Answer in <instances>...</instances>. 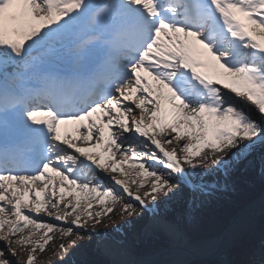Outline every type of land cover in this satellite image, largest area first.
Masks as SVG:
<instances>
[{"label":"snow or ice","instance_id":"snow-or-ice-1","mask_svg":"<svg viewBox=\"0 0 264 264\" xmlns=\"http://www.w3.org/2000/svg\"><path fill=\"white\" fill-rule=\"evenodd\" d=\"M262 121L264 0H0V239L9 247L30 243L35 233L10 237L32 226L46 230L31 250L43 252L50 233L68 237L89 221L94 229L123 196L128 216L149 198L171 199L207 174L201 167L264 150ZM182 140L183 155L163 147ZM117 154L140 170L135 193L115 176L123 196L99 181L97 170L124 175ZM49 209L61 224L37 218Z\"/></svg>","mask_w":264,"mask_h":264},{"label":"rangeland","instance_id":"rangeland-1","mask_svg":"<svg viewBox=\"0 0 264 264\" xmlns=\"http://www.w3.org/2000/svg\"><path fill=\"white\" fill-rule=\"evenodd\" d=\"M238 99L241 100V104H240L241 106L245 107L246 110L251 111L253 118L259 119L258 112L253 105L247 102L246 99L244 98H238ZM132 107L134 108L135 106L133 105ZM138 111L139 110H136L137 113ZM262 123H264V121H262ZM94 143L95 141L93 140L92 143L86 145V147L91 148L92 144ZM163 147L165 148V144H163ZM150 150L151 149L149 148L142 149V151L144 152H150ZM165 150L170 151L167 148ZM231 151H235V150L232 149L229 150V152L220 153L219 158L223 159L227 157ZM261 153H264V150H258L252 155H257ZM180 155L183 154L178 153V156ZM249 157L243 160L242 162H229V166L226 168L227 173H225L222 168H220L219 170H208L207 166L201 167L200 169L204 170L205 172L207 171V174L205 175L207 185L202 186L195 183L194 185L203 188L202 191L195 190L193 187H187V185H185L183 189L179 190L178 194L172 196L171 199L165 200L163 196H158L157 200L154 202L155 206L149 198L145 201L147 205L146 209L148 210L147 213H145L143 209L137 206V211L135 215L128 216L127 214H122L121 209L123 208L124 203L127 201V197L123 196L121 192H117V195L123 196V198L119 201V203L115 204V211L112 215L103 217L101 223L97 225L94 229L92 225L90 226L86 225V229L78 230L74 228L73 235L65 237L63 240H59L58 243L54 241L55 244H53V251L51 252L49 245H47L43 252L37 250L35 253H32L31 250L34 247L32 243V245L28 248H26V246L24 248L23 246V250L19 254L13 256L11 254L13 248L8 247L7 244L4 242V240L0 239V251H4V256L0 257V260H7L9 264H26L28 256L30 254H33L35 256L34 264H87L89 257V252L87 250H89V247L92 246L94 249H101L102 252H104L103 251L104 248L98 242V235L100 236L103 235L110 240H116L118 242L129 244L128 245L129 249L132 251V253L135 256L138 257L148 255L160 249H166L170 245L169 239L166 238V236L165 237L161 236L159 232L149 228V222L152 214H151V210L148 207L151 206L155 209L157 213L163 214L165 217H170L175 207L178 206L183 207L185 203L188 202H191L192 204L196 205L197 203L203 204V203H207L208 201H214L222 205L223 203H228V200H232L235 204L234 206L237 207L238 209L240 208V210L238 211L239 213L247 205L250 204V203L248 204L245 203V200L250 198V193L249 191H246L244 197L237 196L232 191L226 174L232 175L240 172V170L247 165ZM81 159L84 158L81 157ZM144 160H145L144 162H146L147 164L150 165L153 164V166H156L157 168L159 167L161 168L160 165L156 164L148 157H146ZM198 162H199V158H197V160H194V163H198ZM181 166L186 171L189 170L188 165L182 164ZM97 171H98L99 181L104 183L107 182L108 184L107 188H111L115 192L116 190L113 187L114 182L111 181V176H115L117 179H119L120 177H124V175H120L119 173H111L108 175L107 172H101L99 170ZM213 171H220V174L214 176L212 175ZM151 182H152L151 180L150 181L144 180L145 185H150ZM49 189H51V186L49 187ZM145 190L147 189L146 188L141 189V194H143ZM224 190L228 191L230 195L225 194ZM132 192L133 193L136 192V187ZM261 194L262 192L260 193V195ZM91 203L96 204V201L92 200ZM101 210L102 208L100 209V211ZM141 213L143 214L141 215ZM263 217L264 215L263 216L257 215L252 219L249 230H247L245 233L240 234L235 239V241L227 248V251H225L226 257L223 260L226 261V259L228 260V258L232 256L230 255L232 249H234L235 246L239 245L243 238L244 240L247 237L250 238L249 240L250 242L249 244L251 245L250 253L251 250L258 249L259 242H261L262 239L264 238V230L262 231L256 230V227L259 226L260 221ZM47 222L52 223L51 221H47ZM228 225L229 223L222 221L217 216H213L210 221L205 222L203 224L202 221L200 223L199 222L192 223L193 233L191 235H188L183 230L182 231L184 232L185 235L188 236L190 242L197 243L200 242L201 240H206L221 235L225 231ZM76 232H80L82 236L81 239H77L75 234ZM154 239H160L161 242L156 243L154 242ZM73 241H75L74 246L72 245ZM61 244H64L65 248L67 249L66 252H62L60 250L59 246ZM12 247L15 248L14 245H12ZM105 257L112 264H114L110 257L106 255ZM252 261L253 258L250 257L243 264H253L251 263ZM154 264H163V261L161 262L159 261Z\"/></svg>","mask_w":264,"mask_h":264},{"label":"bare ground","instance_id":"bare-ground-1","mask_svg":"<svg viewBox=\"0 0 264 264\" xmlns=\"http://www.w3.org/2000/svg\"><path fill=\"white\" fill-rule=\"evenodd\" d=\"M239 104H241V100L235 98ZM70 127V126H69ZM63 128V126H62ZM167 135V132L165 133ZM157 139H160L157 137ZM184 141H173L172 144H165V149H169L172 151L173 149L177 150V154L180 153L179 149L183 145ZM146 157H143V161H145ZM117 163L120 165L121 170L124 173V177H120L125 181V183L129 186L130 190L133 191L136 187L135 184L132 183L133 180L139 182L141 177L139 175L140 170L138 168H132L128 165L129 162H122L119 154H117ZM105 163L110 164L111 160L108 159L107 155H105ZM146 166L151 168H155L158 171H162V167L157 168L156 166L147 164ZM155 164V163H154ZM159 165V164H158ZM161 169V170H160ZM186 171V170H185ZM109 175V173H108ZM147 181H152V178L144 179ZM105 188H107V182H101ZM189 185H194L192 181L189 182ZM187 185V187H191ZM112 186V185H111ZM116 190L115 193L121 192L118 186L113 185ZM51 191V189H49ZM122 193V192H121ZM142 195V194H141ZM71 196H68L65 200V203L72 200ZM128 199V198H127ZM91 211L97 212L100 211L101 206L93 204ZM63 203L60 205V208L63 209ZM110 205H105V207ZM87 207V203L82 199L80 209H78V213H82L83 210ZM27 213V209L24 210ZM52 212V215H49L46 212H41L38 215V219L43 221H51L53 224H61V222L56 221L55 214L56 211L49 209ZM33 216H36L35 213H31ZM77 213H73L72 217L68 218V222L63 226H70L72 219L75 217ZM151 218L149 222V228L155 230L160 233L161 236H166L169 239L170 245L166 249H160L154 251L145 256H135L132 251L129 249L127 243L118 242L116 240H110L103 235H98V242L102 245L103 253L110 257L114 264H154L156 262L163 261V264H190L195 261L197 258L201 259H212V258H221L224 259L226 257L225 251L227 248L235 241V239L242 233H245L249 230L251 226L252 219L257 215H264V192L257 198L255 201L247 205L243 210H241L234 218H232L229 222V225L226 227L225 231L216 237L209 238L206 240H201L197 243L190 242L187 235L179 229V227L175 224L170 223L166 219L162 218L157 212L151 211ZM82 215V221L85 219ZM94 221H89L87 225H92ZM106 224V223H104ZM76 229V228H75ZM86 229V227H85ZM79 230V229H78ZM7 231V227L5 229ZM45 229H41L39 232H35L32 226H29L24 230L23 233H19L17 236L10 237L11 240L15 241L20 237H28L30 233H35L31 236V242L26 245V248L30 247L33 243L35 246V242L43 235ZM4 233L0 232V236H3ZM52 236L51 242L48 244L50 248V252L53 251V244L55 242L58 243L59 240H63V234L59 231H53L50 233ZM33 241V242H32ZM55 241V242H54ZM4 242L8 245V242L4 240ZM65 242V241H64ZM12 245L15 246L12 247ZM10 248H13L16 254H19L23 250V246L18 244H11ZM25 248V246H24ZM259 250V249H258ZM225 261V260H223ZM227 261V259H226ZM225 261V262H226Z\"/></svg>","mask_w":264,"mask_h":264},{"label":"trees","instance_id":"trees-1","mask_svg":"<svg viewBox=\"0 0 264 264\" xmlns=\"http://www.w3.org/2000/svg\"><path fill=\"white\" fill-rule=\"evenodd\" d=\"M225 173L226 168H222ZM207 172V171H206ZM204 170L199 169V173H206ZM220 171H213L212 175L217 176ZM229 181V185L232 191L239 197H244L246 191H249L250 198L245 200V203H251L259 197L260 193L264 191V153L252 155L249 157L247 165L244 166L240 172L228 175L226 174ZM192 180L195 183L201 184L202 186L207 185L206 176H194ZM224 193L230 195L228 191L224 190ZM232 200H228V203L222 205L214 201H208L207 203L196 205L191 202L185 203L183 207H175L170 217L162 216L167 220L177 224L182 230L188 235L193 233L192 223L201 222L202 224L211 220L213 216L219 217L222 221L229 223L234 218L240 208L234 206ZM147 213L146 210H144ZM258 230H264V217L261 219L258 226ZM248 237L243 240L240 245H237L233 250V261L235 264H243L246 261V254H249L248 250ZM154 242L160 243V239H154ZM88 249V248H87ZM89 257L87 264H112L103 254L100 249H94L92 246L89 247ZM191 264H221L217 260L212 261H194Z\"/></svg>","mask_w":264,"mask_h":264},{"label":"water","instance_id":"water-1","mask_svg":"<svg viewBox=\"0 0 264 264\" xmlns=\"http://www.w3.org/2000/svg\"><path fill=\"white\" fill-rule=\"evenodd\" d=\"M195 260H205V259L197 258V259H195Z\"/></svg>","mask_w":264,"mask_h":264}]
</instances>
